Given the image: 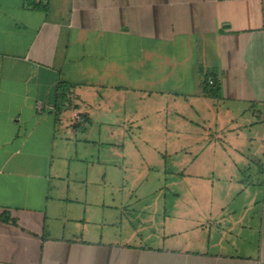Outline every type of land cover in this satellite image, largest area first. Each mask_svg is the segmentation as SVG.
Returning a JSON list of instances; mask_svg holds the SVG:
<instances>
[{
    "label": "crops",
    "instance_id": "0c3cea01",
    "mask_svg": "<svg viewBox=\"0 0 264 264\" xmlns=\"http://www.w3.org/2000/svg\"><path fill=\"white\" fill-rule=\"evenodd\" d=\"M0 264H264V0H0Z\"/></svg>",
    "mask_w": 264,
    "mask_h": 264
},
{
    "label": "trees",
    "instance_id": "16d2710c",
    "mask_svg": "<svg viewBox=\"0 0 264 264\" xmlns=\"http://www.w3.org/2000/svg\"><path fill=\"white\" fill-rule=\"evenodd\" d=\"M30 1L36 2V0H30ZM218 93H219V87L216 81L212 85L210 82L207 81V83L204 85L202 89V95L206 97L216 98L218 96ZM67 95L68 94L65 92V90L61 89L60 95H59V102L56 108V111L58 114L61 113L64 109H66V107L68 106L69 96Z\"/></svg>",
    "mask_w": 264,
    "mask_h": 264
},
{
    "label": "built area",
    "instance_id": "2783aa9c",
    "mask_svg": "<svg viewBox=\"0 0 264 264\" xmlns=\"http://www.w3.org/2000/svg\"><path fill=\"white\" fill-rule=\"evenodd\" d=\"M211 84H214V80L209 81ZM39 109L42 110V106H39ZM73 124L79 127H84L87 123L86 118L84 115L78 110V109H73Z\"/></svg>",
    "mask_w": 264,
    "mask_h": 264
}]
</instances>
